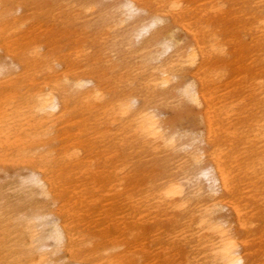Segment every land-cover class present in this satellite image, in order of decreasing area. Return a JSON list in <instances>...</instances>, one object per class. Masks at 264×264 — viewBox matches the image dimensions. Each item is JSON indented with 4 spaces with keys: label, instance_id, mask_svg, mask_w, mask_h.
<instances>
[{
    "label": "bare ground",
    "instance_id": "1",
    "mask_svg": "<svg viewBox=\"0 0 264 264\" xmlns=\"http://www.w3.org/2000/svg\"><path fill=\"white\" fill-rule=\"evenodd\" d=\"M201 1L203 5L194 7L189 0H0V50L12 60L7 64L0 59V87L5 88L0 92V168L28 166L20 185L30 196L55 204V180L66 162L95 171L81 131L72 137L63 133L62 138L54 135L55 127L69 121L79 124V114L86 115L92 140L108 124L103 117L111 119L110 124L118 121L120 148L160 154L174 171L149 197L135 200L132 208L141 215L148 204L180 217L188 228L176 232L171 245L191 242L187 252L178 251L176 256L181 254L186 264L197 262L195 254H201L199 264H254L241 232L249 224L248 203L264 200V83H256L260 106L247 104L245 116L236 110L239 105H219L215 89L211 90L219 73L212 71L211 62L226 54L227 44L212 33L208 18L217 21L226 12L216 0ZM254 1L264 7V0ZM74 25L94 33L80 32L75 36L79 49L59 55L54 38ZM45 35L49 42L42 38ZM263 39L264 35L255 41ZM260 62L264 66V48ZM16 68L19 73L14 75ZM108 73L119 76L118 83L112 81L114 89L104 84ZM173 96L197 109L192 122L203 131L188 135L164 125L159 107ZM6 102L9 107L1 109ZM250 113L255 114L247 119ZM239 123L252 131L232 130L230 126ZM55 141L60 148H55ZM173 154L179 156L177 161ZM107 155L105 162L117 159L113 174L120 175V181L139 174L127 171V161L116 150ZM39 209L10 214L0 204V235L15 238L14 246L26 264H70L64 262L63 252L72 257L74 234L58 216ZM223 211H229L233 220L228 221ZM125 245H100L99 258L74 256L70 261L126 264L127 250L114 257L102 254Z\"/></svg>",
    "mask_w": 264,
    "mask_h": 264
},
{
    "label": "rangeland",
    "instance_id": "2",
    "mask_svg": "<svg viewBox=\"0 0 264 264\" xmlns=\"http://www.w3.org/2000/svg\"><path fill=\"white\" fill-rule=\"evenodd\" d=\"M219 7L225 9L226 16L216 19L209 17L208 24L212 33L220 35L219 39L226 42V54L215 57L212 62V71L219 73L215 78V84L211 87L214 90L213 97L217 98L219 105L225 104V107L239 105L236 108L243 114L246 105H259L256 83H264V66L262 60V49L264 39L255 41L264 35V7L261 3L254 0H216ZM189 3L196 7L204 3L201 0H189ZM61 21V20H59ZM58 21V23H59ZM81 25H74L67 28L64 36L60 35L55 40L56 53L68 55L79 49L75 36L80 32H85L86 36H92L91 31H85ZM94 31V28H92ZM181 35V33H179ZM45 42H49L48 35L42 36ZM94 52V51H93ZM91 52V53H93ZM1 62L9 64L12 60L6 57L0 50ZM58 60H63L60 58ZM19 73L16 68L15 74ZM257 74V76H253ZM118 75L108 73L107 85L114 89L112 81L117 79ZM25 85V83L23 84ZM121 86V83H119ZM121 90V88H119ZM19 89H17L18 92ZM5 88L0 87V92ZM24 91V90H23ZM22 91V92H23ZM21 92V93H22ZM18 94L19 96L21 95ZM174 94V92H173ZM19 98H17L18 100ZM175 96L171 97L169 104L159 107L158 113L163 119L164 125L177 133L187 132L188 135L199 134L203 131L197 126L196 121L192 122L197 116V109L188 105H182ZM2 105L1 109L9 107ZM260 106V105H259ZM236 107V106H235ZM259 111V108L256 112ZM11 111L7 110V114ZM255 112V113H256ZM246 116L249 119L253 114ZM258 115V114H257ZM231 118L234 124L237 121ZM85 120V121H83ZM102 121H108L107 126H102L96 138L89 140L87 132L90 129L91 121L87 116L79 114V124L75 121H69L65 126H56L54 135L67 133L72 137L80 130L81 138L87 140V149L91 151L90 156L94 162V173L89 170L72 168L67 164L59 178L55 180L56 197L55 204L41 196H30L28 192L20 185V178L29 173L28 166L5 165L0 168V204L4 210L10 214L18 211L29 213L35 207H41L42 211H49L54 216H58L67 228L74 234L75 251L72 257L66 255L65 263H72L70 260L74 256L84 259L99 258L100 245L109 248L112 243L125 242L126 245L115 251L102 252L106 257L119 255L120 251L127 250L123 260L126 264H186L182 253L187 252L188 243L191 239H185L186 244L171 245L170 238L176 232H185L188 226L181 225L183 221L179 216L165 214L145 204L140 212H135L132 208L133 202L137 199H145L146 196L153 194V189L158 184L166 182L172 175L173 170L168 164L165 165L162 155L152 154L147 150L132 148H120L119 140L123 138L120 133L121 125L118 121L110 124L112 120L103 117ZM196 124V125H195ZM247 124H237L230 126L240 127L244 131H252L247 128ZM190 133V134H189ZM120 134V135H119ZM188 136V140H189ZM115 143V145H114ZM55 148H60L58 141L54 142ZM116 150L126 160L128 172L139 173L136 177H127L120 181V175L113 174L115 160L105 162L110 156V151ZM85 151V149H82ZM80 153L81 156L88 154ZM175 161L179 159L177 154H173ZM115 163V164H114ZM134 164V165H133ZM110 165V170L107 166ZM144 173V174H143ZM249 222L247 230L242 231V238L248 241L247 247L253 252L250 260L254 264H264V200L256 203H248ZM136 214V218L131 215ZM228 221L233 220V215L229 211L221 213ZM141 219V220H139ZM174 220H178L175 222ZM192 230L196 232L197 226ZM15 238L13 236L0 235V264H26V258L20 255L19 250L14 246ZM48 244L51 242L48 241ZM180 256H176L177 252ZM63 253H60L62 255ZM249 253V252H248ZM197 262L187 264H199L201 254H195ZM192 256V257H193ZM178 257V258H177Z\"/></svg>",
    "mask_w": 264,
    "mask_h": 264
}]
</instances>
